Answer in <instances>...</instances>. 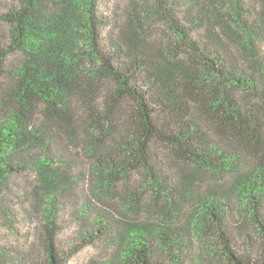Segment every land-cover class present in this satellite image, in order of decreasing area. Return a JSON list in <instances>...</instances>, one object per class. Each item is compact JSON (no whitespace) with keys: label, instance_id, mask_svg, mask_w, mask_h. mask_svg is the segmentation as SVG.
<instances>
[{"label":"trees","instance_id":"obj_1","mask_svg":"<svg viewBox=\"0 0 264 264\" xmlns=\"http://www.w3.org/2000/svg\"><path fill=\"white\" fill-rule=\"evenodd\" d=\"M10 1L16 5L0 12V23L9 28L6 38H0V188L29 162L42 184H53L50 160L27 155L57 130L79 141L83 173L89 174V194L95 200L113 197L132 173L143 174L156 198L166 196L162 180L167 178L161 174L171 170L152 153L160 146L163 157L190 173L229 178L226 188L200 197L186 191L194 204L193 221L199 224L206 217L217 225L223 264H264V57L258 63L248 57L264 31V12L250 21L242 0H206L202 18L223 17L227 40L210 32V44L201 39L200 44L186 25L168 17L164 21L172 30L169 39L163 37V48L173 58L183 53V64L149 63L140 51L120 66L99 46L98 0ZM50 2L67 10L63 21L50 15ZM79 2L80 34L70 22ZM202 18L192 21L205 24ZM14 53L21 60L7 66ZM238 53L247 54L246 59ZM144 68L151 71L149 84L157 92L154 104L134 80L135 71ZM15 156L19 161L12 162ZM94 199L87 200L88 206H94ZM52 201L46 199L40 232L41 264H63L80 248L67 256L57 248ZM232 207L256 228L254 246L250 242L237 250L222 230ZM150 233L136 224L119 226L118 264H162L152 256Z\"/></svg>","mask_w":264,"mask_h":264},{"label":"rangeland","instance_id":"obj_2","mask_svg":"<svg viewBox=\"0 0 264 264\" xmlns=\"http://www.w3.org/2000/svg\"><path fill=\"white\" fill-rule=\"evenodd\" d=\"M165 1L168 2L166 8L160 6L159 0H98L99 46L112 57L114 64L125 66L140 51L148 55L149 63L164 65L167 61L174 66L183 64V53L173 58V54L164 50L163 37L169 39L172 30L164 21L168 17L177 24L186 25L191 37L200 44H203L200 39L210 44V32L227 40L224 23H221L223 17L219 19L214 15L207 21L202 18L201 10L206 0ZM15 5L13 1L0 0V12ZM242 7L245 17L257 21L264 12V0H242ZM49 8L55 21H63L67 17V10L64 12L61 5L50 2ZM82 15L79 2L70 20L72 29L75 28L79 34L82 32ZM195 17L202 18L205 24L200 20L192 21ZM8 29L5 22L0 23V38H6ZM255 46L256 52L248 57L258 63L264 57V31L255 38ZM237 55L244 59L247 57V54ZM20 60L21 54L14 53L8 56L6 64L14 66ZM150 72L145 68L137 70L134 80L154 104L152 99L157 92L149 84ZM49 135L51 140L30 149L27 157L50 160V170L55 172L50 179L53 184H42L34 164L29 162L25 170L13 174L0 188V264L42 263L45 255L40 232L48 198H53L50 212L58 224L57 248L67 256L80 246L63 264H118V228L125 224H136L150 230L147 240L152 246V256L162 264L224 263L214 230L217 225L211 224L206 217L200 218L202 222L199 224L193 221L191 210L194 204L187 199L186 191L193 190V197H200L226 188L229 178L190 173L189 168L163 157L164 150L155 146L154 157L156 155L166 164L165 168L171 170L161 174L167 178L162 180L167 188L166 196L156 198L155 192L144 185L143 174L132 173L116 187L113 197L95 200L89 194V174L83 173L85 160L80 155L79 141H72L57 130H51ZM10 160L15 162L19 158L15 156ZM90 197L94 199V206L87 204ZM221 228L233 240L237 250L245 249L250 242L254 246L257 241L256 228L248 220H242L241 213L234 207L226 212ZM245 233L249 235L248 241L244 240Z\"/></svg>","mask_w":264,"mask_h":264}]
</instances>
